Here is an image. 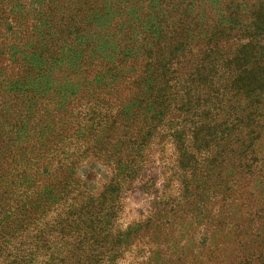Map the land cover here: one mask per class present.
I'll use <instances>...</instances> for the list:
<instances>
[{"label":"rangeland","instance_id":"1","mask_svg":"<svg viewBox=\"0 0 264 264\" xmlns=\"http://www.w3.org/2000/svg\"><path fill=\"white\" fill-rule=\"evenodd\" d=\"M0 8L1 264H264V0ZM160 32L189 50L183 80L222 49L198 107L160 108L144 87L138 47ZM235 56L250 86L234 94L218 77ZM30 207L29 236L6 237Z\"/></svg>","mask_w":264,"mask_h":264},{"label":"trees","instance_id":"2","mask_svg":"<svg viewBox=\"0 0 264 264\" xmlns=\"http://www.w3.org/2000/svg\"><path fill=\"white\" fill-rule=\"evenodd\" d=\"M4 20L5 12L2 8H0V24ZM158 35L159 37L151 42L150 46L146 47L143 43H141L138 47V50L140 51L139 54L143 57L144 61L149 62L148 65L146 64L144 66V70L141 71L142 83L146 82L145 84L143 83L144 87L147 88L148 93L152 99L155 100L154 104L160 108L168 107L172 110L175 108L180 110L187 107H198L199 104L197 100L200 98L195 97V91H197L198 88L205 87L211 94V92L215 89V80L220 73L217 68V62L222 59V49H220L219 46L213 45L210 52H208L210 63H205L203 61L201 65L194 68L193 71H190V73H188L183 80L176 76V72L172 66L178 61L177 58L179 55H182V52L189 50H186L185 48L182 49L178 46L179 44L176 42L178 40L177 32L169 39L175 43L168 48H162V45L165 44L160 39L161 37L163 38L167 35L163 34V32H160ZM219 36H221V34H219ZM164 50L169 52L167 62H165L162 58V53L165 52ZM2 55L3 52H0V57ZM237 60L238 58L236 56L233 59L227 60L228 64L224 69V74L227 75L230 80H224L223 78L218 77V80L224 82V86H222L223 89H226L224 87L229 85L231 89L230 93L234 94L235 92H244L245 89L244 86L240 84L245 82L235 75L236 69L234 65L236 66ZM154 61L158 64L153 63ZM246 85L249 88L250 85ZM253 88L259 89L256 86ZM210 94H208L207 97L214 96ZM223 98L224 94L220 95V98L218 99L213 98L215 101L212 103L218 104V108L216 110L220 111V108L223 105ZM206 101L209 102L208 100ZM215 153L218 154L217 150H215ZM37 222L38 220L34 209L32 207L24 208L21 209V217L15 216L11 218L10 222H5L2 233H6V237H12L13 235L27 237L29 236L31 228L33 226L36 227L35 225ZM5 248L6 247L0 248V264Z\"/></svg>","mask_w":264,"mask_h":264}]
</instances>
